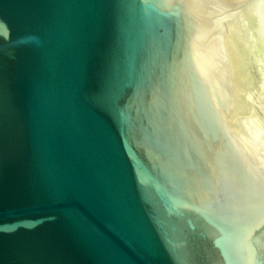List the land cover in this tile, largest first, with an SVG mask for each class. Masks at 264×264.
Masks as SVG:
<instances>
[{
  "label": "water",
  "instance_id": "obj_1",
  "mask_svg": "<svg viewBox=\"0 0 264 264\" xmlns=\"http://www.w3.org/2000/svg\"><path fill=\"white\" fill-rule=\"evenodd\" d=\"M0 264H264V0H0Z\"/></svg>",
  "mask_w": 264,
  "mask_h": 264
}]
</instances>
